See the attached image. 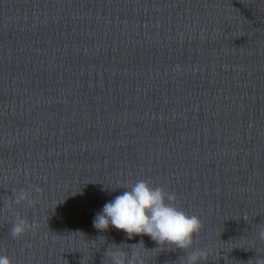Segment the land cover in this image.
<instances>
[{"label":"clouds","instance_id":"obj_1","mask_svg":"<svg viewBox=\"0 0 264 264\" xmlns=\"http://www.w3.org/2000/svg\"><path fill=\"white\" fill-rule=\"evenodd\" d=\"M117 188L126 190L97 213L93 220L97 230L104 232L114 227L125 232L128 239L147 235L156 242L158 248L182 250L185 255L179 258V264H206L210 250L196 247L197 238L204 228L203 222L198 215L189 214L179 206L175 192L163 185H153L147 179L127 182ZM42 191L38 185L21 188L13 192L11 203L33 207L36 204L33 192L42 194ZM11 225L9 235L12 239H19L38 227L19 214ZM256 228L257 238L264 241V224L256 225ZM147 251L143 240L131 245L113 243L104 253L103 264L105 259L109 264H146ZM0 264H12V260L8 255L0 254ZM257 264H264V259H258Z\"/></svg>","mask_w":264,"mask_h":264}]
</instances>
